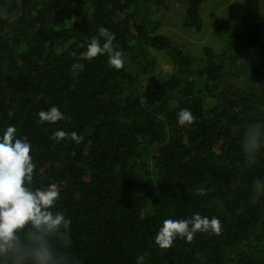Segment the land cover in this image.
<instances>
[{
    "label": "trees",
    "instance_id": "1",
    "mask_svg": "<svg viewBox=\"0 0 264 264\" xmlns=\"http://www.w3.org/2000/svg\"><path fill=\"white\" fill-rule=\"evenodd\" d=\"M205 1L186 0L184 27L203 30ZM169 5L0 0V139L14 126L31 145L32 187L58 185L79 264H136L137 256L144 264H264V193L253 183L264 181V149L249 164L242 148L247 124L264 121L260 0H244L243 30L217 24L225 50L205 46L196 56L158 32ZM112 34L113 49L143 62V72L156 64L152 47L167 53L172 73L143 86L131 64L115 70L106 54L80 59L92 37L103 46ZM74 63L82 66L75 72ZM51 106L65 119L41 122ZM183 109L196 117L192 125L177 123ZM58 130L82 140L58 143ZM197 213L218 218L221 233L155 244L166 219Z\"/></svg>",
    "mask_w": 264,
    "mask_h": 264
},
{
    "label": "clouds",
    "instance_id": "2",
    "mask_svg": "<svg viewBox=\"0 0 264 264\" xmlns=\"http://www.w3.org/2000/svg\"><path fill=\"white\" fill-rule=\"evenodd\" d=\"M100 35H105L104 29L100 30ZM114 39L115 34H112L101 46L100 39L92 37L87 50L80 53V59L91 61L106 54L112 68L123 69L125 60L121 52L113 49ZM81 67L74 63L72 70L75 72ZM64 119L56 106L39 112L41 122L55 124ZM195 119L187 109L177 114V123L182 127L192 125ZM16 133L17 129L10 126L0 139V264H79L71 251L72 220L57 209L61 196L58 185L32 187L36 165L30 154L31 145L26 138H16ZM52 139L58 143L66 139L80 143L82 137L75 131L58 130ZM242 148L247 162H255L264 149V121L247 124ZM253 183L257 193H264V181L257 178ZM198 194L207 193L200 189ZM221 229L218 218L209 219L197 213L190 219H166L154 240L160 249H169L177 238L191 242L199 232L211 231L219 235ZM144 259V256H137L136 264H144Z\"/></svg>",
    "mask_w": 264,
    "mask_h": 264
},
{
    "label": "rangeland",
    "instance_id": "3",
    "mask_svg": "<svg viewBox=\"0 0 264 264\" xmlns=\"http://www.w3.org/2000/svg\"><path fill=\"white\" fill-rule=\"evenodd\" d=\"M186 4V0H170L169 11L162 15L158 32L175 40L192 56L199 55L205 46H210L217 52L227 48L228 39L216 30L219 22L228 21L234 30L241 31L245 28L244 0L205 1L201 7L203 19V30L201 32L183 26ZM260 6L264 14V0H260ZM148 52L156 60V64L150 73L142 71L143 62L141 64H131L130 56L127 53H122L125 63L131 64L129 67H132L138 73L143 86L163 80L173 71V63L166 52L152 47L148 48ZM255 53L264 71V34Z\"/></svg>",
    "mask_w": 264,
    "mask_h": 264
}]
</instances>
